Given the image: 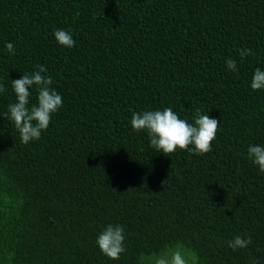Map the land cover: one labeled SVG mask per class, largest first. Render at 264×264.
<instances>
[{
    "label": "trees",
    "instance_id": "16d2710c",
    "mask_svg": "<svg viewBox=\"0 0 264 264\" xmlns=\"http://www.w3.org/2000/svg\"><path fill=\"white\" fill-rule=\"evenodd\" d=\"M38 65L63 104L27 145L0 115V264H154L177 249L189 264H264V172L247 152L264 145V90L250 87L264 0H0V114ZM165 107L218 119L211 151L167 156L132 129V112ZM109 224L124 228L118 260L96 243ZM237 235L252 242L233 250Z\"/></svg>",
    "mask_w": 264,
    "mask_h": 264
},
{
    "label": "clouds",
    "instance_id": "9594fccd",
    "mask_svg": "<svg viewBox=\"0 0 264 264\" xmlns=\"http://www.w3.org/2000/svg\"><path fill=\"white\" fill-rule=\"evenodd\" d=\"M56 41L67 48L75 45V40L70 31L57 29L54 32ZM10 54H15L16 47L13 43L5 44ZM237 54L242 61L246 56L252 55L248 48L237 49ZM227 69L238 72L237 59L228 57L225 60ZM47 69L38 65L37 70L31 74H23L22 77L11 80V87L15 94V102L8 105L6 113L0 114L14 123L19 132L21 143L27 145L30 141L39 140L41 133L49 127L52 114L62 107V96L52 87V77L44 75ZM250 87L254 91L264 90V70L255 68ZM36 92V103H31L32 89ZM6 91L0 84V93ZM194 122L189 123L181 119L171 107L163 110H149L132 112L130 123L134 131L145 130L149 137V144L157 152L169 156L177 150H189L197 155L211 151L212 141L216 138L219 128V120L203 114L200 109L195 110ZM193 146L189 148V146ZM252 162L264 172V145H250L247 149ZM125 234L122 225L109 224L103 228L96 239L99 250L108 258L118 260L125 251ZM252 242V238H242L237 235L228 246L233 250L245 248ZM154 264H189L181 250L177 249L169 254L158 256Z\"/></svg>",
    "mask_w": 264,
    "mask_h": 264
}]
</instances>
